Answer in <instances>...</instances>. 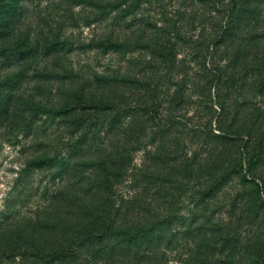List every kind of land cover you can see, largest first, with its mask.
Here are the masks:
<instances>
[{
	"label": "trees",
	"instance_id": "trees-1",
	"mask_svg": "<svg viewBox=\"0 0 264 264\" xmlns=\"http://www.w3.org/2000/svg\"><path fill=\"white\" fill-rule=\"evenodd\" d=\"M64 1L72 9L73 1L91 8L92 13L78 23L103 26L104 32L90 43L75 44L62 38L66 22L59 21L56 27L43 20L36 26L25 24L40 0H0V137L7 124L19 125L13 122L15 115L25 122L28 137L48 121L66 127L72 135L64 144L71 149L66 154L61 150L50 154L48 143H36L37 152L17 172L15 190L34 175L41 177L42 184L44 178L48 182L38 187L45 195L43 204L36 206L35 220L29 218L25 227L19 220L30 215L22 207L32 187L19 188L14 201L0 211V264L18 257L32 264H169L165 250L176 245L179 236L190 242L183 246L186 253L178 264H247L246 256L234 259L240 236L215 220L212 210L239 178L248 192L234 198L233 208L237 211L240 201L242 216H254L261 191L248 190L251 184L258 186L250 175L264 184V110L247 108L250 101L264 97L259 8L263 0H199L221 6L219 18L209 23L208 38L188 36L172 17L156 20L139 14L150 0ZM180 44L194 53L193 61L201 59L209 77L204 84L197 82L196 74L184 73L185 79H179L185 68L181 67L185 59L179 58ZM77 50L117 55L140 64L141 72H93L84 79L64 67L66 56ZM137 52L149 54L157 64L134 62L132 55ZM217 53L222 57L215 63ZM149 71L159 74V81ZM34 80L80 87L62 90L59 102L46 104L28 97L27 87ZM213 87L219 112L211 109L218 113L224 131H212L208 137L204 130L195 131L190 138L202 136L200 146L210 147L209 154L190 155L193 140L185 141L181 149L167 150L158 144L149 157L154 164L147 167H153L155 175L140 171L134 179L146 186L133 196L120 197L116 186L127 174L134 146L142 137L149 140L147 144H156L168 126L179 125L175 112L195 104V91L211 92ZM134 88L142 93L136 105L125 98L126 91ZM28 111L40 118L38 122L43 116L46 121H25L22 117ZM210 139L216 141L212 144ZM186 197L195 206L189 217L174 210L178 200ZM236 213L232 215L237 217ZM178 225L180 230L175 228ZM160 245L166 249H157ZM248 249L252 255L253 249Z\"/></svg>",
	"mask_w": 264,
	"mask_h": 264
},
{
	"label": "rangeland",
	"instance_id": "rangeland-1",
	"mask_svg": "<svg viewBox=\"0 0 264 264\" xmlns=\"http://www.w3.org/2000/svg\"><path fill=\"white\" fill-rule=\"evenodd\" d=\"M151 4L145 7V11L143 10L139 14L146 13L147 16H152L156 18V20H162L166 16L169 18H173L175 21H178L179 25L184 28V32L187 33L188 36H201L204 34L208 38L209 36V23L212 22L215 18H219L218 8H221L219 4H213L211 6L205 5L199 0H150ZM76 1L72 2L73 9L68 7V4L65 3L64 0H40V3L34 11H32L25 24H32L36 26L39 21H50L51 24L56 27L57 23L66 22V26L63 30L62 38H68L73 41L75 44L81 43H90L92 40L96 38L97 35H101L104 32L105 27H97L95 25L87 27L85 23H78L79 19L83 15H89L92 13L91 8H87L84 6L78 7L75 4ZM87 6V5H85ZM83 8H86L83 10ZM261 9L260 13L262 16L261 19V30H264V0L259 5ZM155 21V20H153ZM42 23L41 29L44 30L46 27L45 23ZM158 24H161L158 23ZM161 26V25H160ZM259 27V26H258ZM47 28V27H46ZM179 58L185 59V62H182L185 65V68L182 70V75L179 79H185L184 73H189L191 76L196 74L198 79L197 82L202 85L205 82V77L208 79V74L205 70L204 64L200 63L201 59L193 61V52L189 49L188 46L184 44H180L179 47ZM224 56V55H223ZM134 57V58H133ZM222 57L221 53H217L215 63L220 62ZM134 62L137 61L139 63H148L153 62V65H156V59L151 57L147 53L137 52L132 55ZM65 60V69L69 72L78 73V75L83 76L84 79L91 78V74L93 72H105L108 74H116L119 72H126L129 75L133 73V75L140 73V64L132 63L125 61V59L120 58L119 56H104L97 51H86L83 52L81 50H77L74 53L66 56ZM136 66H135V65ZM212 65V63H210ZM51 70H54L55 67L51 66ZM44 68V66L42 67ZM41 69V68H40ZM153 73L154 69H150ZM149 74L155 77L156 81H159V74ZM35 70L30 74H34ZM80 87L79 84H65L61 82H53V81H42L38 83L37 80H34L27 87V94L29 98H34V100H42L44 103L49 104L51 101L59 102L61 98L60 92L62 90L65 91H76ZM201 89V88H200ZM196 90L194 93V101L195 104L190 107V109H183L175 112L174 118L176 119V124L168 126L164 132L167 135L163 134L158 138L156 144L150 145L149 140L146 137H142L141 143L134 146V150L131 153V159L128 163L127 174L120 180V182L116 186L117 193L120 197H128L133 196L135 192H139L141 188L146 186L144 182L135 181L136 174L140 171L146 173V175H155V172L147 169L148 166L154 164L151 163L149 157L151 156V152L156 151L157 146L165 145L167 150L179 149L178 146L184 148L186 142H192V146L189 148L190 155L198 151L203 157H206L209 154V151L206 149H210V147H201V139H190L193 136L195 131L204 130V135L207 137L209 135L212 136L213 133L220 134L221 131H224V127L220 129V123L218 122V113H214L215 110L211 109L212 107L218 110V105L214 104L215 97L212 96L217 93L216 88H211V92H200ZM38 90V91H37ZM120 91V90H119ZM204 93V94H203ZM140 91H136V89H130L126 91L125 98L133 104H139L142 100ZM252 96L249 94V96ZM246 95V97H249ZM70 98V95H69ZM254 99V98H252ZM239 102H242V99H239ZM248 105V109L251 112L258 107L264 110V97H258L255 101H250ZM33 112L28 111L24 114L22 119L25 121L28 120H36V118L32 115ZM165 112L162 111L160 116L163 117ZM99 117V116H98ZM17 124V127L14 125L7 124L6 127H3L1 130L0 137V211L3 210L10 200L15 199V197L20 192L19 188L25 189L32 187V193L26 192L25 195H28L26 199V203L23 205L22 209L24 214L27 212L30 214L29 216L20 219L19 221L22 227H25L29 224V218L35 220L36 215H34L35 208L39 204H43L44 194L39 193L37 191L39 186H45L48 182L47 178H44V183H41V177L38 175L32 176L29 180V183L24 181L22 185L15 190V179L17 177V172L24 167L25 162L28 160L30 156H32L36 151V143L44 141L43 143H48L47 149L50 154H54L61 150L65 154L69 152V147H65L64 144L71 140L72 135L71 130L67 129L64 126H58L55 123H51L48 121L44 129H46V133H43L42 130H38L30 137L26 134V126L25 122H21L17 115L13 117ZM21 119V120H22ZM40 119V118H39ZM37 119V120H39ZM36 120V121H37ZM46 121V117L43 116L41 121H37V124ZM150 121V120H149ZM212 121V122H211ZM153 122V121H152ZM16 124V125H17ZM150 126V125H149ZM16 127L15 129H13ZM213 131V133H212ZM46 135V136H45ZM196 140V141H195ZM212 144L215 142V139H210ZM186 141V142H185ZM217 147V145H215ZM222 146V145H221ZM219 146V150L221 149ZM164 147V148H165ZM186 147V146H185ZM224 148V147H223ZM235 151V148L233 149ZM249 179L255 180L258 184H251L250 190L253 194L256 191L260 190L261 194L259 195V202L257 211L254 216L243 215L242 202H238V210L235 211L233 208L234 198L239 193H242L244 190V186L242 181L237 178L232 181L231 184L227 187L226 194L221 196L219 200V205L215 207L212 211L215 213V220H220L224 223L226 228H233L231 231L233 234L240 236L241 240L237 246V251L234 259L239 260L241 258H245L249 260L247 264H264V184L261 179H257L254 176L250 175ZM42 184V185H41ZM247 188V187H245ZM54 189V187H52ZM248 192V191H247ZM149 199V198H148ZM156 204V203H155ZM158 205V203H157ZM194 204L191 200L186 198H182L178 200V204L176 203V207L174 210L177 213H180L186 217H189L191 214V210H194ZM237 212V213H236ZM238 214L237 217L232 214ZM23 214V215H24ZM18 221V222H19ZM177 230L181 229V226L178 225L175 227ZM179 242L174 245L172 248L165 250L166 257L165 261L169 264H178L180 262V258H183L186 253L184 245L188 244L190 240L178 237ZM164 245H160L157 249H160ZM248 247L253 249V254L248 255ZM165 247H162V250ZM166 249V248H165ZM164 251V250H163ZM85 260H87L85 255L81 256ZM25 260V259H24ZM237 263V262H236ZM4 264H32L27 263V261H23L22 258H17L15 260H5Z\"/></svg>",
	"mask_w": 264,
	"mask_h": 264
}]
</instances>
